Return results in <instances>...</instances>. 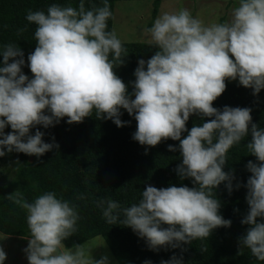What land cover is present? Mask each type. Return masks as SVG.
Here are the masks:
<instances>
[{"label": "clouds", "instance_id": "obj_1", "mask_svg": "<svg viewBox=\"0 0 264 264\" xmlns=\"http://www.w3.org/2000/svg\"><path fill=\"white\" fill-rule=\"evenodd\" d=\"M112 16L108 0L90 8L79 0L78 7L53 3L46 13L28 11L27 21L36 26V46L27 57L33 77L22 71L25 59L19 46L9 43L0 51V157L5 149L37 157L58 149L54 138L46 143L39 128L34 135L30 129L54 126L65 117L68 124L80 123L94 110L97 119H111L117 127L130 123L121 119V109L126 110L137 122L133 139L141 145L179 141L182 162L174 171L181 180L192 178L194 187L148 185L139 202L127 207L111 198L97 201L108 224L131 227L158 251L191 244L218 227L231 226L232 221L220 214L221 202L213 190L227 181L231 194L235 177L224 171L227 153L250 131L246 147L258 163L246 164L251 173L245 185L249 209L241 223L250 227L239 238L238 254L249 249L264 261V222L257 219L264 218V128L252 122L249 107L213 106L226 80L238 79L254 96L264 89V0H238L230 19L222 23L205 24L187 8L157 16L145 32L158 50L147 61L139 59L134 98L114 70L124 64L127 50L115 29L108 30ZM192 114L212 119L188 130ZM9 125L12 131L5 133ZM168 149L176 151L177 146L170 144ZM7 198L26 211L30 235L24 252L29 264H109L107 255L94 259L87 242L72 248L63 243L78 231L77 205L54 191L32 202L19 189ZM6 256L0 246V264ZM161 264H183V259L173 255Z\"/></svg>", "mask_w": 264, "mask_h": 264}, {"label": "trees", "instance_id": "obj_2", "mask_svg": "<svg viewBox=\"0 0 264 264\" xmlns=\"http://www.w3.org/2000/svg\"><path fill=\"white\" fill-rule=\"evenodd\" d=\"M116 1L119 0H108L112 13ZM151 1L152 16L155 17L162 0ZM53 3L78 7L79 0H0V51L9 43L19 46L25 59L22 71L30 79L33 74L28 67L27 57L36 46V26L27 21L26 15L29 10L46 13ZM102 3L103 0H85L86 8L102 6ZM112 20L113 16L107 22L108 30H112ZM122 43L127 56L124 64L114 70L128 85V92L134 98L132 82L138 61H147L158 49L151 46L149 41ZM2 62L0 52V66H3ZM225 83V91L213 102V106L220 110L225 105L249 107L252 109V122L264 128V89L254 96L252 89L243 87L239 82L226 80ZM121 112V119L130 122L123 127H117L111 119H97L94 110L92 116L85 117L80 123L68 124L65 117L54 126L45 128L37 125L31 128L29 134L34 135L39 128L44 133V142L52 143L54 138L59 145L58 149L54 147L40 157L15 151L7 153L5 149L6 155L0 157V232L19 237L30 235L26 211L9 201L8 194L19 189L25 199L32 202L38 195L54 191L58 198L77 205L81 217L77 222L78 231L63 241L66 247L101 236L116 257L117 264H144L145 261L161 264V261L170 260L173 255L182 257L183 264H264V261L252 256L249 249H243V253L238 254L239 238L250 227L241 223L249 209L245 185L251 173L246 164L249 160L258 163L246 147L251 140L250 131L240 144L234 145L227 153L224 171H231L235 177L231 194L226 188L227 181L213 190L216 192L215 198L221 202L220 214L232 221L230 227H218L209 237L195 239L191 244L182 243L179 248L169 246L154 251L131 227L106 222L97 201L111 198L118 201L121 207H127L139 202L142 191L148 185L157 188L195 186L192 178L181 180L174 171L182 162L179 141L169 138L154 147L141 145L133 139L137 125L134 116L124 109ZM208 119L212 118L204 117L202 120L199 115L192 114L186 127L190 130L194 124H202ZM11 131L10 125L4 129L5 133ZM186 135L187 132L182 133V137ZM170 144L177 146V150L169 151ZM9 172L11 175H8ZM81 194L85 198L77 199ZM257 219L264 222V218Z\"/></svg>", "mask_w": 264, "mask_h": 264}, {"label": "rangeland", "instance_id": "obj_3", "mask_svg": "<svg viewBox=\"0 0 264 264\" xmlns=\"http://www.w3.org/2000/svg\"><path fill=\"white\" fill-rule=\"evenodd\" d=\"M237 4L238 0H162L155 17H153L151 0H119L114 4L112 29H115L121 41L148 42L150 36L145 32V29L151 27L155 18L163 12H174L181 8H187L194 17L198 16L205 24L211 22L222 23L230 19L232 9ZM228 81L239 82L238 79ZM8 175H11V173L9 172ZM84 242L93 247L92 255L94 259L107 255L109 264L118 263L101 236H95ZM27 244V237L6 235L0 232V246L7 254L3 264H29L24 252Z\"/></svg>", "mask_w": 264, "mask_h": 264}]
</instances>
